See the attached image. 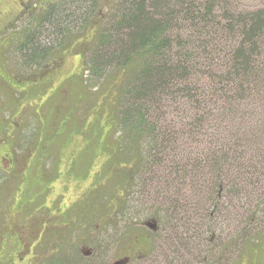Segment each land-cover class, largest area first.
Listing matches in <instances>:
<instances>
[{
    "label": "trees",
    "instance_id": "1",
    "mask_svg": "<svg viewBox=\"0 0 264 264\" xmlns=\"http://www.w3.org/2000/svg\"><path fill=\"white\" fill-rule=\"evenodd\" d=\"M34 3L17 48L26 64L51 53L42 33L68 37L70 25L100 19L87 72L126 73L118 123L124 144L140 151L136 186L157 213L163 243L152 264H180L179 248L187 256L197 242L207 262L213 247L223 257L240 251L264 226V4Z\"/></svg>",
    "mask_w": 264,
    "mask_h": 264
},
{
    "label": "rangeland",
    "instance_id": "2",
    "mask_svg": "<svg viewBox=\"0 0 264 264\" xmlns=\"http://www.w3.org/2000/svg\"><path fill=\"white\" fill-rule=\"evenodd\" d=\"M48 1L56 0L33 2L45 9L44 4ZM241 1L251 7L264 4V0ZM29 4L28 0H0V131L8 124L19 125L17 115L21 108L26 106L24 109L28 110L31 105H38V116L23 123L20 137L23 148L31 140L46 142L58 124L64 127L62 137L52 143L51 152L46 155L52 159L47 163L48 168L59 163L67 170L65 164L81 157L85 171L90 172L85 186L99 181L105 184V189L101 203L89 209L86 218L77 220L74 231L60 248L67 255L101 252L105 263L112 264L117 255H122L127 244L140 234L139 227L143 222L158 220L153 205L145 196L149 190L142 194L136 186V175L143 167L139 165L140 151L131 152L124 144L118 123L117 109L125 91L126 73L114 69L98 79L95 74L87 72L91 46L102 29V26L97 27L100 19L90 26L80 20L70 25L73 31L68 37L58 33L50 35L51 31L42 33V43L50 47L51 53L43 63L26 64L17 48L21 33L34 25L31 17L38 8L29 7ZM16 14L18 19H14ZM107 22L108 19L104 25ZM35 84L37 86L32 87ZM45 158L49 157H42ZM59 178L60 182L56 183L58 192L65 193L62 185L70 184L67 197L76 200L81 194L78 186L74 188L77 182ZM155 205L160 207L157 203ZM162 243L161 238L156 239L154 254L132 264H152L160 256ZM214 248L208 262L203 259L207 248L198 242L193 250H188L187 256L186 251L179 248L177 258L183 257L180 264H264V226L253 232L251 240L233 255L227 254L224 258L220 246L211 250ZM177 258L175 255L176 261Z\"/></svg>",
    "mask_w": 264,
    "mask_h": 264
},
{
    "label": "flooded vegetation",
    "instance_id": "3",
    "mask_svg": "<svg viewBox=\"0 0 264 264\" xmlns=\"http://www.w3.org/2000/svg\"><path fill=\"white\" fill-rule=\"evenodd\" d=\"M28 1L29 5L34 3ZM15 18L18 19L17 14ZM25 107L17 115L19 125L8 124L0 131V264H107L101 252L67 255L60 248L74 231L77 220L86 218L89 209L101 203L105 184L97 181L85 186L90 172L85 171L81 157L65 164L67 170L59 163L48 168L52 159L46 155L64 132L60 124L52 129L46 142L31 140L23 148L20 144L23 123L38 116V105H31L28 110ZM59 177L77 182L74 188L78 186L81 194L76 200L67 197L70 184L62 185L65 193L58 192ZM139 229L140 234L112 264H132L154 254V244L161 232L158 222L147 220Z\"/></svg>",
    "mask_w": 264,
    "mask_h": 264
}]
</instances>
